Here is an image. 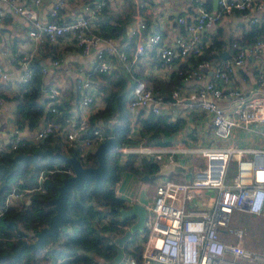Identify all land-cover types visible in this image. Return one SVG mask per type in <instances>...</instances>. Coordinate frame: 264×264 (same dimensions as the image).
<instances>
[{
    "label": "built area",
    "instance_id": "2783aa9c",
    "mask_svg": "<svg viewBox=\"0 0 264 264\" xmlns=\"http://www.w3.org/2000/svg\"><path fill=\"white\" fill-rule=\"evenodd\" d=\"M1 1L11 4L15 12L29 18L32 23L29 36L35 44H55L67 38L87 54L100 45H106L107 52L112 57L107 56L103 49H99L97 70L108 73L113 69L115 60H118L119 64L130 71V58L119 40L101 36L94 29L93 19L103 10L104 2L86 5V14L66 20L61 17V10L67 0H57L50 10V19L43 21L37 11L27 6L24 0ZM40 1L35 0L36 3ZM256 2L262 4L264 0H218L217 10H209L199 2L196 15L178 17V23L184 27L186 36L177 38V47L165 44L162 34L153 32L146 35L145 43L137 44L134 59L153 46L160 48L162 63L165 65L173 63L176 59L188 60L192 56H200L206 45L202 40L203 30L214 27L226 15L249 10ZM4 15L0 8V23ZM257 21L258 18L253 19V22ZM146 27V22L139 21L130 32L137 35ZM233 45L237 47L236 52L220 64L215 60H204L184 72L181 70L183 81L200 80L206 72H212L215 77L229 81L233 71L245 63L249 54H258L264 48V39L258 38L248 46L239 45L237 42ZM37 48L38 45L22 56L21 69L16 76H12L0 63V79L14 81L19 88L33 80L36 76L33 64ZM51 64L58 66L59 60L54 59ZM48 72L47 66L41 68L43 75ZM133 78L135 81L129 101L131 126L134 125L136 113L141 108H149L150 112L161 114L167 103L170 106H182L188 98L190 107L207 113L214 133L220 139L231 138L237 128L253 131L256 125L263 127L261 133L264 135V94L247 95L240 89L230 90L231 99L239 103L238 115L233 116L223 104L224 97L228 94H225L214 80L206 81L188 97L181 93V88L175 89L168 99L156 92L146 80L135 76ZM259 81L264 83V75L260 76ZM76 86L80 98L78 110L66 112L56 106L62 96L61 89L59 85L48 86L45 94V98L49 100L46 113L50 115L45 114L42 124L30 135H25L23 130L15 125L7 146L0 147V151L15 150L25 141L38 145L54 136H62L65 151L76 146H82L85 151H89L103 142L106 139L105 126L92 127L90 113H87V109L97 102L100 88L92 79H77ZM4 102V97L0 96V104ZM129 138L131 139V134ZM115 152L121 154V161L129 154L136 153L154 156L161 164L178 162V153L200 154L205 158L204 165L195 171L191 179L176 181L166 178L157 184L153 204L148 210L149 231L142 249V264H264V251H256L244 245L245 228L231 225L236 212L264 214V147L222 145L192 148L186 146L176 149L143 142L138 145L126 142L118 144ZM233 163H236L237 169L230 179L229 169ZM66 164L65 162L63 165ZM60 169L55 167L41 170L35 187L22 190L15 188L4 204H0V217L14 200L24 199L35 190L44 192V184L50 173ZM63 170L70 175L74 174L71 164ZM203 190L215 192L213 205L197 203L199 193Z\"/></svg>",
    "mask_w": 264,
    "mask_h": 264
},
{
    "label": "crops",
    "instance_id": "0c3cea01",
    "mask_svg": "<svg viewBox=\"0 0 264 264\" xmlns=\"http://www.w3.org/2000/svg\"><path fill=\"white\" fill-rule=\"evenodd\" d=\"M56 1L57 0H41L39 3H36L35 0H24L27 6L37 11L43 21L50 19V10ZM129 1L130 0H67L66 5L61 10V17L66 20L74 19L80 14H86V5H95L98 2H104L103 10L93 19V26L96 32L101 36L119 40L123 50L128 54L131 62L130 71L122 64H119L118 60H115V65L110 72L113 70L122 71L123 76L127 79L129 85H131L130 92H132L133 89L135 81L133 78L134 76L146 80L156 92L163 94L168 99L171 98L172 92L175 89L181 88V93L185 97H188L191 92L202 86L206 81L214 80L224 90L225 94H228V96L224 97L223 104L227 112L233 116L238 115L239 103L231 99L229 95L230 90L240 89L247 95L257 93L264 94V83L259 81L260 76L264 75L263 48L258 54H249L245 63L233 71L229 81L215 77L212 72H206L200 80H190L188 82L182 80L181 84L172 88L167 97V93L156 87L154 82L159 80L168 83L173 72H178L181 67L185 69L192 68V66H194L193 59H176L173 63L165 65L161 62L160 48L157 46L149 47L143 54H140L134 59L137 44L145 43L147 41L145 38L147 34L160 32L165 44L177 47V38L186 36L184 27L178 23V17L181 15H196L199 2H202L209 10H217L218 0H131L135 4V11L132 14V19L125 25V33L118 36L104 35L105 32H109V30L112 29V25L117 23L115 17H120L121 15L125 16L127 13V2ZM0 8L5 13L3 21L0 23V63L5 66L12 76H16L20 72L22 56L38 45L34 62L38 68H42L43 66L49 68L47 74L43 75L41 73V85L44 96L48 86L59 85L62 92L59 102L66 103V106L69 107L68 110L76 111L80 108V98L78 97V89L76 86L77 79H92L100 88V93L97 102L93 104L91 108L87 109V113L89 112L90 117H92L105 108L106 103L103 99V92L99 82L101 75L97 70V51L103 49L105 54L111 58L112 55L107 52L106 45H100L87 54L84 53L74 41L67 38L55 44L49 42L35 44L34 40L29 36V29L32 25L29 18L15 12L11 4L1 0ZM255 18H258L257 22H253ZM139 21L146 22L147 27L138 32L137 35H132L130 29L136 26ZM255 25H258L259 27L257 30L262 29V32L253 40L247 39L246 35ZM133 37H135L134 44L132 43ZM214 37L220 42L219 47L213 50V53H219V64L236 52L237 47L233 45L234 42L242 46H248L258 38L264 39V2L262 4L256 2L247 11H237L233 14L226 15L214 27L203 30L202 40H204L206 45H210ZM54 59L59 60L58 66H53L51 64ZM19 91L20 88L17 87L14 81H3L0 79V96H3L5 99V102L0 104V147L7 146L13 127L16 125V102L12 97ZM186 101V104L182 106H170L167 103L163 107L161 114L169 116L170 120H175L177 117L185 118L186 127L174 134L165 136L162 138V143L153 141L150 139L148 133L140 129L138 119L147 117L153 112H150L149 108L139 109L136 113L135 123L131 126V140L129 143H136V145H138L140 142H143L145 144L170 146L176 149H181L186 146L192 148L198 146L219 147L222 145L254 148L264 147V135L261 133L263 127L260 125H256L253 131L237 128L234 130L230 141L220 144V138L214 133L213 125L207 113L198 110L196 107H190L188 98ZM43 119L39 125L42 124ZM103 126H105V135L108 133L106 138L112 135L110 133L111 131H107L108 127L111 129V123H104ZM33 132L23 130L25 135H30ZM191 132L193 135L189 134ZM97 147L91 148L89 151H96ZM195 155L198 154L190 153L181 155L178 153V162L188 169L186 172L177 173L185 175L189 172L188 176H183L181 179L189 180L194 177L195 171L194 173L190 171V166H194L195 170L199 168L195 165V162L198 161L194 157ZM121 157L122 156H120V159ZM202 158V162L204 163L205 158ZM125 159H128V156L125 157ZM124 160L121 162H125ZM173 173L175 172L164 174L159 170L156 174L145 175L141 178L131 171H124L116 186L117 195L124 199L127 204L125 208L131 207L135 203H140L149 210L155 198L157 184L163 179L169 178ZM27 198L28 196L24 198V200ZM4 202H2V205ZM214 202V191L203 190L199 193L197 203L210 206L213 205ZM128 217H134V222L137 220L136 215ZM68 231H72V229L68 228ZM146 239L147 237L145 239L140 237L139 242L144 245ZM98 261L99 264L103 262L100 259H98ZM119 262L122 264L134 263L133 259L127 253H125L124 257ZM103 263L105 264V262Z\"/></svg>",
    "mask_w": 264,
    "mask_h": 264
},
{
    "label": "trees",
    "instance_id": "16d2710c",
    "mask_svg": "<svg viewBox=\"0 0 264 264\" xmlns=\"http://www.w3.org/2000/svg\"><path fill=\"white\" fill-rule=\"evenodd\" d=\"M134 11L135 4L130 0L127 2L125 16L115 17L117 23L112 25V29L104 35L118 36L125 33V25L132 19ZM258 27L255 25L246 38L255 39L262 32V29L257 30ZM132 43H135V37L132 38ZM219 44V40L214 37L210 45H205L200 56H192L194 66L204 60L219 62V53H213ZM33 68L36 70V76L30 82L22 84L20 91L12 97L16 102V126L28 132H33L39 127L45 114L50 115L46 113L49 100L43 94L41 68H38L35 62ZM181 70L186 71L184 67H181L178 72H173L168 83L156 80L155 86L164 90L168 97L172 88L181 84L183 80L184 75L180 73ZM99 74L106 106L91 117L92 127L111 123L110 133L121 145L131 140L129 138L131 120L128 108L131 85L123 76L122 71L113 70L110 73L99 72ZM56 106L63 108L66 112L69 108L63 102H57ZM138 123L140 129L150 135V139L159 143L163 142L162 138L165 136L186 127V119L183 117L170 120L167 115L155 113L139 118ZM189 134L193 135L192 132ZM61 137H50L38 145L25 141L15 150L0 151V204L15 188L22 190L35 187L41 170L61 168L50 173L44 184V192L35 190L28 194L27 199L13 201L0 217V264H99L98 259L105 264H122L115 262L119 245L113 234H124L134 222V217H121V209L127 207V204L122 197L117 195L116 186L124 171H131L141 178L159 172L161 162L154 156L131 153L122 163L120 153H108L110 174L107 178L100 184H96L95 179L90 177L80 189L72 187L69 190L67 211L70 218L60 229L58 241L48 236L40 248L26 247L19 252L24 243L36 239L37 232L49 225L55 212L50 200L58 195V187L63 179L70 176L63 170L70 164L63 165L65 161L62 159L44 155L39 156L38 159L25 157L16 159V155L50 148L70 156H77L84 166L98 165L95 151H85L82 146L65 151ZM68 228L72 231H68ZM144 231L135 232L125 244V253L133 259L132 264L142 262L143 245L139 242V238L148 237V224Z\"/></svg>",
    "mask_w": 264,
    "mask_h": 264
},
{
    "label": "water",
    "instance_id": "95a60500",
    "mask_svg": "<svg viewBox=\"0 0 264 264\" xmlns=\"http://www.w3.org/2000/svg\"><path fill=\"white\" fill-rule=\"evenodd\" d=\"M111 131L110 127L107 129ZM118 146L117 139L114 135L108 136L103 142H101L95 153L97 155L98 165L96 166H84L81 160L75 155H67L61 151H54L50 148L36 150L29 154H17L16 159L19 157L38 159L39 156H48L51 158H60L66 163L73 166L74 174L63 179L62 184L58 187V195L50 200L55 211L52 215L49 225L41 228L37 232V239L33 242L24 243L19 252L26 248L37 249L40 248L47 240V237H52L55 241H58L60 229L64 226L65 221L70 218V214L67 211L68 192L72 187L80 189L86 180L90 177L95 179L96 184H100L110 174L109 165L107 161V154L115 152V148ZM187 167L178 162H169L162 164L160 167L161 173L171 174L172 172H186ZM121 217L126 218L128 216L136 215L137 220L130 226L129 229L122 235L116 236L115 240L119 245L118 254L115 258V262H119L125 255L124 247L128 240L137 231H143L147 224L149 211L146 206L140 203H135L133 206L121 209ZM149 264H157L155 262Z\"/></svg>",
    "mask_w": 264,
    "mask_h": 264
},
{
    "label": "rangeland",
    "instance_id": "374dc122",
    "mask_svg": "<svg viewBox=\"0 0 264 264\" xmlns=\"http://www.w3.org/2000/svg\"><path fill=\"white\" fill-rule=\"evenodd\" d=\"M231 139H219V143L224 144L230 141ZM198 161L195 162L197 167H202L204 165L203 158L200 154L194 156ZM236 163H233L229 169L228 177L230 179L233 178L234 174L236 173ZM190 171L194 173L195 167L190 166ZM189 174V172H188ZM188 174H181V173H173L169 178L172 180H179L183 176H188ZM231 225L234 227H243L246 230V235L244 238V245L250 249L256 251H264V214L261 215H254L247 212H236L233 215Z\"/></svg>",
    "mask_w": 264,
    "mask_h": 264
}]
</instances>
